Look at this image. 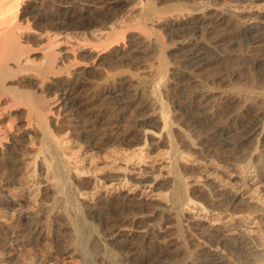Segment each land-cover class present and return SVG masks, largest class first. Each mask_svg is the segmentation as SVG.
<instances>
[{
	"label": "bare ground",
	"instance_id": "bare-ground-1",
	"mask_svg": "<svg viewBox=\"0 0 264 264\" xmlns=\"http://www.w3.org/2000/svg\"><path fill=\"white\" fill-rule=\"evenodd\" d=\"M185 1H175L173 10L168 11L172 16L170 19L167 15L159 17L154 0H146L143 8H148L149 12L144 16L150 27L140 23L129 26V22L127 25L123 21L125 25L121 24L123 27L120 29L114 25L115 28L108 30L105 26L111 25L116 12L128 2L0 0V210L16 207L17 203L10 198L16 194L14 190L25 176L35 187L38 185L32 192L37 193V198H51L50 206L46 200L47 209L19 218L12 228L0 232V264H29L27 262L33 260L30 256L35 255L36 250L43 251L48 241L45 234L47 224L55 225L49 229L53 238L49 240L51 243L48 242L54 245L55 251L43 253L41 264H121L116 254L120 255L122 264H164L175 245L166 240L167 235L166 238L159 235L156 225H149L153 219L157 226L171 225L179 234V239L173 244H179L181 250H190L192 241L189 239L197 235L209 245L210 249H204L203 244L198 243L196 250L199 248L200 251H188L189 257L184 264H264V251L263 255H256L258 250L252 240L240 237L228 241L213 229L204 231L206 229L192 226L191 219L184 214V207L190 204H199L207 210L235 211L238 201L231 190L220 188L215 181L187 182V177L190 179L200 174L188 166L186 158L189 155L232 166L236 151L252 145L254 159L257 156L264 159V121H259L264 111L257 109L262 107L258 106L260 102L264 103L263 81L259 82L263 85L254 80L229 90L216 87L218 79L215 77H212L211 84H203L196 78L198 72L218 61L238 59L239 63L246 65L250 56L251 61L262 62L260 52H264V25L257 23L258 18L240 16L230 8L207 10L194 4L186 5L188 1ZM245 2L252 3V0ZM92 6H95V11L90 9ZM191 8L192 13L200 12V15L183 20ZM162 22L158 30L152 28ZM99 24L108 30L105 33L107 41L98 40L100 43L96 49L91 54L87 53L90 60H83L87 57L84 55L78 59L74 54L78 51L77 46L70 44V35L78 29L89 34L91 28ZM133 29L136 32L140 30L141 34L126 44L128 31L133 32ZM183 31H187L190 37L180 40L176 53H181V64L178 68H171L174 65H170L168 59L178 55L169 56L162 37L168 35L172 41ZM84 46L81 43V48ZM91 48L93 50L94 47ZM150 52L157 54V66H145L146 73L135 82L121 77L124 68L144 64L141 59ZM35 54L38 56L34 57ZM104 65L120 73H106L109 70L107 66L106 71L102 68L100 71ZM92 74L101 78L104 74L106 76L103 81L98 78L100 82L92 78L96 81L93 80V86L88 83ZM227 77H230V82L233 80L231 73ZM192 85L196 88L190 89ZM88 86L94 87L93 93L85 96L83 93L89 92ZM146 92L155 100L154 111H150L153 105L143 100ZM59 93H62L61 98ZM89 99L92 103L96 99H107L112 108L99 111L88 104ZM243 101L245 106L242 105L240 112L232 110ZM61 112L64 122L54 118V114L60 115ZM134 114L140 115L132 118ZM219 115L226 117L221 121ZM69 134L74 138L72 144L62 139ZM159 145L170 148V156L165 150L169 161L151 173L141 169L144 174H151L147 180L137 179L133 175L135 168L131 169L129 164L123 174L106 175L104 172L103 177L96 176V171H92L95 174L88 170L91 174L84 173L77 165L73 169L70 167L71 163L74 166L79 164L83 149L104 150L113 146L123 152L134 148L138 163L145 164L147 149ZM252 160L251 165L256 161ZM219 173L215 171L218 176ZM261 173L264 181V169ZM165 174L169 175L168 179L158 182ZM38 176L43 177V181H37ZM108 182L115 184L116 191L133 185L144 190L155 188L163 191L164 195L166 192L165 198L164 195L161 198H167L169 207H163L167 208L163 212H150V215L133 213L128 203L134 200L121 193L111 200L98 199L92 206L83 201L88 193L86 186L94 184L98 187ZM48 183H52L51 187H42ZM89 219L98 222V228H103L101 235L95 234V226ZM141 225L146 230L140 240L134 233L123 231L125 227L135 229ZM62 240L65 245L61 244ZM212 248H221L224 254ZM251 261L253 263H249ZM30 264H34L33 261Z\"/></svg>",
	"mask_w": 264,
	"mask_h": 264
},
{
	"label": "rangeland",
	"instance_id": "rangeland-1",
	"mask_svg": "<svg viewBox=\"0 0 264 264\" xmlns=\"http://www.w3.org/2000/svg\"><path fill=\"white\" fill-rule=\"evenodd\" d=\"M121 1L128 2L129 4L128 5H125L126 3L123 4V6L120 9L122 14L120 11L116 12L117 14H116L115 20H117V21L114 20L111 23V25H110V23L108 25H106L105 27L108 28V30H109V28H113V27L115 28V26L116 27L118 26L117 28L123 27L121 25V24H123V21L127 22V23L124 22L127 25H129L128 24V22H129L130 23L129 26H135L134 24H136V26H137L138 25L137 23H140L139 25H147L148 24L149 27L151 26L150 23L145 21V19H146L145 16L149 12L148 8H145V7L143 8V6H144L143 3L146 0H136V1L135 0L134 1L133 0H121ZM129 1L130 2L132 1V2L130 3ZM160 1H162V0H154V3L157 5V8L159 9V13H160L159 17H163V15H167V16H169L168 18H170V17L172 18L171 13H169L168 11L169 10L172 11L174 6H175L173 4H176L177 1L180 2L182 0H173V1L168 0L170 2H167L165 0L162 3ZM186 1H188L186 5H188V3L190 4V6H192L194 4L195 6H199V7H202L203 9H207V10L208 9H217V8H219V9L220 8H222V9L223 8H230L231 11L235 12L236 14H239L240 16L245 17V16L249 15V16H252L253 18H258L257 23L264 25V0H256V1L252 0V3L245 2V0L244 1H242V0L241 1L240 0H233V1L232 0H229V1H225V0H186ZM97 3H98L97 5H100V2H97ZM172 5H173V7H172ZM123 7H124V9H123ZM162 7H163V9H162ZM90 9L95 11V6L94 7L92 6V8L90 7ZM222 9H220V10H222ZM192 11H193V9L191 8V11H189L190 13L187 12L186 13L187 17L184 16L183 20H186L187 18H192V17H196V16L200 15V12L199 13H196V12L192 13ZM167 16H164V18L165 17L167 18ZM119 17H120V19H119ZM116 22L118 24H116ZM143 23H145V24H143ZM163 23L164 22H162V23H160L157 26H154L152 28H154V30H156V29L158 30V27L160 28ZM125 24H123V25H125ZM102 26H103V24H99L98 26L91 28V30L89 31V34H86V32L82 29H78L70 35L69 40L72 41V42H70V44H74L75 46H77L76 49L79 51V52L76 51L77 54L74 53L76 56H78V59H82V57L84 55V57L85 56H87V57H85L86 59L83 57L84 58L83 60H86V61L90 60L91 59V57L89 58V56L91 54L90 52L94 51L96 49L95 46L97 44L99 45L100 42H98V40L101 41V39H102L101 42L107 41L106 40V38H107L106 34L108 33V30H106L104 26H103L104 27V29H103ZM131 31L132 30L128 31V34L126 36V40H125L126 44L127 43L129 44V42L131 40H133L139 34H141L140 30L137 31L140 33H137L136 29H133V32H131ZM188 34L189 33L187 31H183L181 34L178 33L177 34L178 37L172 41L169 39L168 35H166V36L163 35L162 41L168 48L167 53H169V56H172V55L175 56V54L178 55L175 57H171L172 60H171V58L168 59L170 62V65H174V66H170L171 68H178L179 65L181 64L180 59H179V55H181V53H179V54L176 53V49L178 48L180 40L184 39L185 37H186V39H188V37H190V35H188ZM63 36L68 37L69 35H63ZM151 37L154 38L155 35H154V37L151 35ZM83 38H84V40H83ZM86 39L89 42H87ZM84 41H86V43ZM92 42L94 43V46H91V44H93ZM77 43L78 44L80 43V45L78 46ZM81 43L83 44V46L84 45H86V46L81 48ZM87 43L90 45L88 46ZM91 47H94L93 50ZM84 48H86V49H84ZM87 53H90V54H87ZM151 54H154L155 57L153 58V55H151ZM260 54H261L260 59L263 60L260 63H255L254 61H251L250 56L247 59L248 61H247L246 65H242L241 63H239L238 59H235V60L231 59L230 61H218V62L214 63L213 65H211L209 68H206V69L198 72V74H196V78L200 82H203V84H206V83L211 84L212 77L213 78L215 77L216 79H218L217 83L215 84L216 87H221L222 89H229V90H233L234 89L233 87L236 88V86H241L243 84H246V83L254 81V80L258 84H261V83L264 84V56H263L264 52H260ZM37 56L38 55H36V54L34 55V57H37ZM80 56H82V57L80 58ZM148 56H149V58H148ZM157 57H158L157 54L150 52L148 55L145 56L144 59H141L145 65L143 63H141V65L135 64V66H133L134 65L133 64L130 67H126V68H124V74H122L123 76H121V77L122 78L124 77L127 79H132L133 82L137 81L138 77H142V76H144L143 74L146 73V70L144 68L145 66L150 67L153 65H155V66L158 65L159 61H158ZM151 58H153V59H151ZM145 59H147V60H145ZM173 62L175 64H172ZM142 64L144 66H142ZM106 66L107 65H104V67L101 66L100 71H103V70L106 71L105 68H107V67L109 68V66H107V67ZM139 66H141L142 68ZM130 68H131V70H130ZM110 69L111 68H109V70ZM109 70L106 71V73H109V74L110 73L112 74V72L116 73V71H114L113 69L110 71ZM142 70L143 71L145 70V71L142 72ZM231 71L232 72L235 71L236 72L235 74L238 73V76H235V74H232ZM128 72H129V74H128ZM119 73L120 72L118 71L116 73V75H118ZM122 73H123V71H122ZM228 73H231V75H232V78H233V80L231 81L232 83L229 80L230 77H227ZM93 74H95V73H93ZM93 74H92V77L90 76L91 78L89 79V81L88 80L87 81H88V83H92L94 86L95 83H93V80L97 79L96 81L100 82L99 79L101 77L93 76ZM222 74L225 75L223 78H220V79L217 78V76L219 77ZM256 74H257V76H256ZM197 75H199V76H197ZM105 76L106 75L104 74V77H102L101 80L102 79L104 80ZM92 78H94V79H92ZM133 79H135V80H133ZM95 80H94V82H96ZM261 80L263 82H261ZM259 82H261V83H259ZM92 84H90V85H92ZM263 84H261V85H263ZM93 86L90 87L91 90L88 86L89 92H84L83 94L85 96H87V93L92 94L93 93L92 91L94 89ZM95 87H96V85H95ZM193 87L196 88L194 85H192V87H190V89H193ZM224 87H226V88H224ZM61 94L62 93H59V98H61V96H60ZM48 96L49 95H47L46 97L50 98V96L49 97ZM88 96H89V94H88ZM143 100H145L147 103L150 102L149 104H152V105H153V103H155V100H153V98L150 97L149 92L148 93L146 92L144 94ZM151 100H153L154 102ZM90 101H92V100L89 99L88 104L91 107L94 105L96 107V109L99 111L100 110H107V109L110 110V108H112L111 102L108 101L107 99L106 100L105 99H99V100L96 99L94 101V103H92L93 101L92 102H90ZM104 101H106V102H104ZM61 102H62V100L59 101L60 104H61ZM102 102H103V105H102ZM242 103H244V101L239 103V104H236L232 108V110L235 112H240V110H242L243 106H245L244 105L245 103L244 104H242ZM98 105L102 106V107H99ZM258 106H262V107H257L258 110L264 111V103L262 104V102H260V104ZM91 107H89V108H91ZM103 107H105V109ZM106 107H108V108H106ZM151 107H150V111H152V110L154 111L155 106L153 105ZM98 108H101V109H98ZM172 108L174 109V107H172ZM138 115H140V114H134L132 118H136ZM61 117L64 118L63 112H61L60 115L54 114V118H57V119H59V121L64 122L63 118H61ZM225 117H226V115L225 116L219 115L218 119L219 120L222 119L221 121H223L225 119ZM259 121H262V122L264 121V114H262L260 116ZM217 122H219V121L216 120V123ZM66 125H68V124H66ZM155 132H156V134H158L157 133L158 131H155ZM62 139L67 140V141H71V142H69L70 144H72L74 141L73 140L74 138H71L70 134L68 137L63 136ZM248 146L241 148L238 152L236 151V153L234 154V158L236 160L233 158V160H234L233 162L235 164L232 163V166H229L228 164H225V163H221V161H220V164H221L220 165V164H218L219 163L218 161H217L218 162L217 163L216 161L214 162V160L212 159L213 162H211V159L210 160L204 159L203 157L198 158L197 155L196 156L193 155V157H192V155H189L190 157L188 156L186 158L187 164H189L188 166H190V168H192L193 171L196 170L195 172L200 173L199 175L197 174L196 177L190 178L191 180L187 177L186 178L187 182L193 183L194 181H196V180L200 181L201 179H203L202 181L209 182V183L215 181L219 184L220 188H222L224 190H231L234 193V195L238 197L237 198L238 201L236 203L237 208L235 209V211L231 210L228 212H222L220 210H215L213 208L207 210L199 204H195V205L190 204L189 207L188 206L184 207V214L187 216V218L191 219V225L192 226L197 227L198 229H201V230L206 229L204 231H207L208 229L209 230L213 229V231L214 232L216 231V233L220 232V234L224 238H226L228 241H230V240L234 241L240 237H243L244 239H247L248 241L252 240V242L254 243V246L258 250L256 255L261 256V254L263 255V253H264L263 252L264 251V181L261 178V174H262L261 170L264 169V166H263L264 159L257 158L258 156L255 157V159H254V156H253L255 154L254 148L252 147V145H248ZM114 148L115 147L113 146L112 149H114ZM112 149L107 148L104 150L99 149V150H93V151H89V149H88V151H87V149L86 150L83 149L81 151V154L79 155L80 156L79 164H75V166H74V163H71L70 167H71V169H73L77 165L79 168H81L82 172H84V173H90L92 171H94V172L96 171L95 173H97V174H95L93 172L92 173L95 174L96 176L100 177V175H101V177H103L104 172H105V174L106 173L107 174L112 173L110 175H115L116 173H118V175L123 174L125 171L126 165L129 164L131 166V169L135 168L136 171H134L135 173L133 172V175H135V177L137 179L147 180L151 177L150 176L151 174H144L143 172H141V169L144 168V169H146V172L148 171L151 173V171H155V170L163 168L167 164L166 162L169 161V159H167L166 156H168V155L170 156L169 153L171 151L169 147L162 146V145L161 146L160 145L155 146L154 148H152V149L150 148L149 150L147 149L148 158L145 160V164L142 163L143 164L142 165L140 163V161L138 163V160L135 158V155H134L135 149L134 148H132V149L127 148L128 150L124 151L125 153L123 151L117 149V148L114 150H112ZM165 150H166V152L168 151L167 152L168 155L165 153ZM117 151H119V152H117ZM96 153H97V155H96ZM115 154H116V156H115ZM190 154H192V152ZM252 158H253L252 161L256 160L253 165L250 164V161ZM115 159H117V160H115ZM166 160H168V161H166ZM206 160H208V161H206ZM118 162H120V163H118ZM87 170L90 172H88ZM216 170H218V172H221V173H219L220 177L218 176V174H215ZM102 173H103V175H102ZM25 177L19 182V185L17 186L16 190H14V193H16L15 195H17L18 197H16L15 195H11V198H10L11 200H13L14 202L17 203L16 207L15 208L11 207V210L10 209L0 210V232H2V233L6 232L9 228H12L14 226V223H16L17 220H19V218H23L25 216L35 215L36 212L37 213L39 212V210L42 211L45 208L47 209L48 208L47 207L48 202L50 203L48 206L51 205V200H50L51 198H49V199L46 198V200H49L48 202H46V200H43L45 198H37V196H36L37 193H35V192L32 193L33 191H35L38 188V185H36V187H35L33 185V183L31 182V180L28 179L27 176H25ZM168 177H169V175L165 174V177H164L165 179L164 178L159 179L158 182L159 181L163 182L166 180V178L168 179ZM199 177H201V178H199ZM38 180L43 181V177L38 176L37 181ZM108 183L109 184H107V183L106 184H100V186L97 185L98 187H96L94 184L91 186L90 185L86 186V187H88V193H87L88 198L87 197L82 198V199H84L83 201L86 202V204H88L89 206H92V205H94L93 203H95V201L98 199L111 200V199H113V197H115L116 195L121 193V194H125L126 196H128L134 200L132 203H128V205L130 206V209L132 208L131 210H134L133 213H143L145 215H150L152 212L153 213L154 212L155 213L156 212H163L164 209H167L169 207L168 206L169 202H168L167 198L164 199L166 196V192L164 195V192L161 190H157L155 188H151L150 190L149 189L144 190L140 186L135 187L133 185H128L126 187V189L123 188L121 191L118 190L119 191L118 192L114 188V186H115L114 183H110V182H108ZM46 185L51 187L52 183L51 184L50 183L44 184V185H42V187L44 188ZM101 185H103V186H101ZM28 187H30V188H28ZM163 195H164V198H161V197H163ZM42 200L47 204H43L44 202H41ZM166 202H167V204H166ZM161 206H162V208H161ZM163 207H167V208L163 209ZM89 220H90L89 221L90 224L95 226V229H96L95 234L97 235V233H98L101 235L104 231L103 228L97 227V225L99 224L98 222L93 221L91 219H89ZM45 222L47 223V221H45ZM155 222H156V224H155ZM150 223H149L150 226L156 225V231L159 233L160 236L166 238V235H167L166 240L168 242L171 241L172 246L175 245L173 247L171 246L172 247L171 248V256L168 260L165 261L166 264H184V263H186V259L189 257L188 251L189 252H193L192 250H194V252L200 251L199 248L196 250V247H198L197 244L200 242H201V244H203L202 247H204V249H210L208 244H204V239L200 238L199 235H197V236L192 237L193 240H192V238L189 239L190 240L189 242L192 241L190 243V245H191L190 250L187 251L186 248H185V250L184 249L181 250L179 244L178 245L173 244V242H176L179 239V236H178L179 234H177V232L172 229L171 225L164 223L160 226H157V221L155 219H153ZM187 224L188 223L186 222L185 225H187ZM54 226L55 225H53V224L52 225L47 224L45 226V228L47 227L46 230H48V231H45V234L47 233L46 234V236H47L46 241L47 240L48 241L46 242V245L44 244V248L42 249L43 251H41V252H39L40 250H38V252H36L37 250L35 251V255H36V253H38L37 254L38 256H35L33 254H32L33 256L32 255L30 256V259H32V257H33L32 261L34 264L40 263L39 261H40L41 257H43V256H41V255H43V253L47 254V252H49V251H50L49 253H51V251L52 252L55 251L54 250L55 247L53 248L54 245L52 246V245L48 244V242L51 243V241H49V240H51L53 238V233L50 232V230H51L50 227L53 228ZM141 226H137V228H135V229L125 227L123 229V231L126 230L125 232H127V233H131V234L134 233L136 235V238H138L140 240L143 236L142 234H144L145 230H146V228L144 226H142V227ZM143 228H144V230H143ZM168 228H169V230H168ZM193 229H195V228H193ZM173 232H175L176 234L175 233L173 234ZM169 234H172V235H169ZM201 239H202V241H201ZM61 244L65 245V242L62 240ZM49 246H52V247H49ZM193 246H195V248ZM176 248H178V249H176ZM39 249H41V248H39ZM56 249H57V247H56ZM213 249H214V251L216 250L218 253L224 254V251L221 250V248H218V249L212 248V250ZM259 250H262V251L259 252ZM113 252H114L113 254L115 255L116 254L115 250H113ZM45 254H44V256H45ZM115 256H116L117 261L119 263L121 262V264H122L123 260L120 259V255H118L119 257L117 256V254ZM34 258H36V259H34ZM32 261L29 260V262H27V263L30 264ZM150 263H153V262H150ZM150 263H148V264H150ZM249 263H253V261H251ZM123 264H124V262H123Z\"/></svg>",
	"mask_w": 264,
	"mask_h": 264
}]
</instances>
